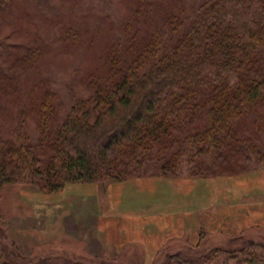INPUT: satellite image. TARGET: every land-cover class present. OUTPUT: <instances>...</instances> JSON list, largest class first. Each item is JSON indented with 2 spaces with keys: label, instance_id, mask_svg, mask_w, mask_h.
<instances>
[{
  "label": "trees",
  "instance_id": "trees-1",
  "mask_svg": "<svg viewBox=\"0 0 264 264\" xmlns=\"http://www.w3.org/2000/svg\"><path fill=\"white\" fill-rule=\"evenodd\" d=\"M125 3L112 34L72 20L57 35L65 41L57 51L80 47L84 56L83 91L66 108L42 73L41 42L0 76V195L8 184L53 193L69 183L264 167V0ZM205 234L175 255L185 264H264L243 233L225 235L238 248L226 243L194 258Z\"/></svg>",
  "mask_w": 264,
  "mask_h": 264
},
{
  "label": "rangeland",
  "instance_id": "rangeland-1",
  "mask_svg": "<svg viewBox=\"0 0 264 264\" xmlns=\"http://www.w3.org/2000/svg\"><path fill=\"white\" fill-rule=\"evenodd\" d=\"M125 1H10L0 10V76L12 73L18 66L19 57L26 54L27 47L41 42L42 45L38 43V46L43 47L42 73L47 75L50 85L64 100L66 108L72 95L79 97L83 91L79 69L83 66L84 56L80 47L57 51L56 47L65 44L64 40L58 41L57 35L67 31L72 20L83 24V27H98L106 35L112 34L123 19L127 6ZM181 1L187 6L195 2ZM5 120L6 117L1 122L3 127L9 123ZM69 184L75 185L64 189L68 185L66 184L60 191L53 193L22 184H8L4 187L0 195V262L15 260L20 264H71L67 260L70 258L94 264H98L99 259L108 260L107 264H144V252L138 245L123 244L120 238L117 245L109 241L116 238L112 234V225L105 241L108 240L116 250L109 245L100 249L94 244L101 241V235L94 224L96 225L97 213L109 183L104 187L98 183ZM94 185H97L99 191L97 199L96 196L92 199L80 195L91 194ZM97 200L98 204L94 202ZM241 233L245 235V239H252L257 243L252 245L253 249L264 254V247L260 245L264 240V227L249 228ZM197 243L181 241L163 246L150 264H185L175 253L180 250L186 252L189 245ZM224 244L230 248H238V243L230 244L225 235H210L206 232L199 244L202 250L193 252L196 254L194 258ZM221 258L213 264H223ZM198 264L208 263L202 259ZM231 264L236 262L232 260Z\"/></svg>",
  "mask_w": 264,
  "mask_h": 264
},
{
  "label": "crops",
  "instance_id": "crops-1",
  "mask_svg": "<svg viewBox=\"0 0 264 264\" xmlns=\"http://www.w3.org/2000/svg\"><path fill=\"white\" fill-rule=\"evenodd\" d=\"M80 195L97 199V185L91 194ZM101 205L94 227L103 243L94 244L114 248L120 238L123 244L141 247L144 264H150L163 246L197 243L200 229L210 235H237L264 227V167L234 175L113 181ZM111 225L113 245L105 241Z\"/></svg>",
  "mask_w": 264,
  "mask_h": 264
}]
</instances>
